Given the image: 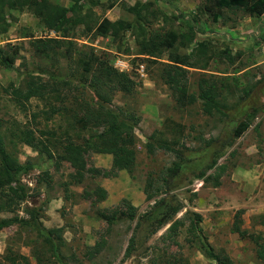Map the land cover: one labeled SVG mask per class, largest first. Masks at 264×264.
I'll use <instances>...</instances> for the list:
<instances>
[{"label": "rangeland", "instance_id": "374dc122", "mask_svg": "<svg viewBox=\"0 0 264 264\" xmlns=\"http://www.w3.org/2000/svg\"><path fill=\"white\" fill-rule=\"evenodd\" d=\"M51 1L66 7L72 4L70 0ZM103 2L110 4L108 0ZM138 2L152 3V11L159 10L164 13L159 20L150 17L151 23L146 27L148 32L163 27L165 16L169 19H172V16L183 19L182 16H185L188 19L198 18L201 29L199 33L202 31L206 33V35L200 34L198 40L204 41L208 37L212 40L214 53L204 57L209 61L208 70L191 69L188 75V83L193 87L194 92L198 93V80L205 76L217 82L222 94L228 97V106L236 108L237 105L243 104V110L247 108L248 112H252L253 108L259 110L244 136L238 139L229 149L228 155L219 162V165L226 169V173L219 180L220 187H214L213 182L208 184L204 180H194L192 171L187 172L182 182L183 186L171 194L178 196L177 199L183 205L182 211L174 221L182 220L185 226L180 228L176 237L170 231L174 221L155 235H149L146 228L141 233L140 229L136 230L138 231L136 250L130 259L123 261L139 218L109 228L107 222L97 218V211L113 212L120 207L128 210L125 206L127 202L138 209V214L141 215L155 206L158 200H148V192L145 189L147 180L150 181L149 178L154 180L177 158L175 154L163 150L158 153L153 152L155 140L152 141V136L162 131L166 132L165 127L170 125L169 131L174 130L176 127L174 123L181 124L186 138L182 139L180 150L204 155L211 161V156L204 152L207 142L199 139L204 135L209 141V138L219 134L220 130L213 129L218 121L210 120L201 111L200 114L195 115L185 114L184 110L177 107L173 90L164 82L168 75L161 73L159 68L152 67L146 61L147 57L141 55L135 37L131 33L125 35L120 33L115 38L112 35L107 39L92 34L84 43L78 36L67 40H72L78 50H89V45L92 44L97 55H104L103 57L115 70L120 73L128 72V75L137 82V89L133 95L115 91L111 86L101 87L97 92L87 90L93 102L98 96L97 93H101L111 102L110 106L116 113L121 114L125 120L128 119L125 116H129V121L135 125L134 134L139 141L134 147L139 164L136 166L137 179H133L126 169L117 170L110 174V177L103 175L113 171L114 155L86 151L84 153L89 158L90 167L98 168L102 175L94 181L87 179L82 184L73 185L71 176L75 171L71 165L63 163L60 169H57L54 160L50 161L45 156L39 155L35 149L21 146L19 161L22 164L35 166L22 178V181L33 188L32 196L37 195V197L29 198L16 213L0 212V221L14 217L27 219L28 216L24 212L27 206L43 208V224L46 228H65L63 235L66 242L63 252L65 258L62 263L215 264L201 251L199 244L195 243L198 239L189 233L190 218L193 217L192 213H196L202 217L200 228L204 232V237L217 253L226 252L234 264H264L257 257L255 243L251 239H241L233 232L236 220L239 219L243 221L242 230L254 233L255 238L259 236L264 238V226L255 223L256 217L264 215V92L255 89L252 96L238 100L245 95L242 93L245 86L258 85L259 82L264 81V15L258 19L242 12H234L230 14L231 19L226 23L213 24L206 15L199 13L201 0H159L158 2L119 0L111 10L104 12L97 8L96 19L133 22L134 17L128 9ZM10 17H14L13 21H17L13 22L7 34H0V48L10 50L21 46L22 50L13 71L0 69L1 115L19 123H27L31 119L33 124L35 122L32 116L35 115L43 131L57 130L60 136L67 127L63 116L57 115L52 121L46 120L43 112L48 108L44 102L36 99L27 103L29 111H22L18 101L16 99L13 101V97L7 93V88L13 83L17 88L20 87L23 84V75L26 73L32 74L39 81L52 82L58 79L61 83L63 78L69 77L76 70L77 66L62 63L64 68L61 70L54 67L52 62L36 58L32 48L33 39L27 37L55 39V34L44 29L40 20L28 12L15 13ZM10 20L12 21L11 18ZM172 23L177 29L183 27L182 20L173 18ZM171 26L172 24L169 23L166 27L169 29ZM211 32L214 33L208 36ZM80 34L81 31H78V35ZM120 46L129 53L120 50ZM55 53H59V50L57 49ZM229 57L235 59L234 63L228 59ZM79 73L80 71L76 72L77 77ZM263 85L260 84L258 87ZM195 110L196 108H193L191 112ZM102 131L103 129L98 130V132ZM79 136L76 140L80 145H84V139H89L86 131ZM150 140L153 146L151 145L149 149L146 144L150 143ZM232 152H236L234 157L230 155ZM216 170L209 172L208 176L210 174L216 176ZM45 171H50L53 179L49 188L46 183L39 185L41 173ZM67 185L69 192L66 191ZM98 185L108 192V200L93 206L92 202L86 201L83 196L87 190ZM67 196H71V199H67ZM161 198L164 196L158 199ZM171 235L175 238L176 245L169 241L168 237ZM35 239L34 233L20 228L19 225L0 231V264H8L5 262V256L10 250L16 255L20 253L26 256L31 264H37L33 256ZM99 241L105 243L108 248L97 258L89 259V251L97 246Z\"/></svg>", "mask_w": 264, "mask_h": 264}, {"label": "trees", "instance_id": "16d2710c", "mask_svg": "<svg viewBox=\"0 0 264 264\" xmlns=\"http://www.w3.org/2000/svg\"><path fill=\"white\" fill-rule=\"evenodd\" d=\"M60 1V0H59ZM72 4L66 7L53 3L51 0H0V34H7L12 25L15 13H30L39 19L44 29L53 31L57 39H33L32 48L34 56L42 60L52 62L54 67L63 69L62 63H71L76 70L69 77L52 82L39 81L32 74L23 75V84L16 87L15 83L7 88V93L18 101L22 111H29L27 103L32 99L42 101L48 110L44 111L46 120L52 121L53 118L63 116L66 122V130L59 136L57 130L43 131L42 125L37 121L35 115L27 123H19L10 120L0 111V212L16 213L21 209L32 196L33 188L22 181V178L35 168L31 164H22L19 161L21 146H27L35 149L39 155L45 156L50 161L54 160L57 169H60L63 163L71 165L74 169L72 184L79 185L88 180H96L100 177V170L94 166L90 167L89 158L86 157V151L99 154H113V171H106L103 175L109 176L117 170L126 169L133 179L136 178L137 160L134 147L139 142L135 137V125L116 113L110 106V101L104 98L102 94L97 93L95 101L89 97L87 90L96 91L105 86H111L115 91H121L127 95H133L137 89V82L127 73H120L113 68V65L105 57L96 54L94 48L89 50H78L70 38L86 37L92 34L97 37L109 38L122 33H131L136 40L141 55L147 57L146 61L152 67L159 68L161 73L168 75L165 79L167 84L173 90V96L176 99L177 107L184 110V113L200 114L207 116L210 120H217V125L213 129L220 130L217 135H212L209 141L202 135L199 140L206 141L207 147L204 150L211 156V161L204 155L194 154L191 151L180 150L181 141L185 137V131L182 125L174 123V130L170 126L165 127V131L152 136L154 142L153 152L165 151L176 155L177 160L168 168L161 171L154 180H147L145 189L148 192V200H155L157 203L148 212L138 214V209L127 203L123 207L116 208L111 212L97 211V218L107 222L109 228L115 227L124 221L133 222L139 218L135 227L134 235L130 239L129 246L125 252L124 262L133 256L137 246V232L146 228L149 235H155L157 232L174 221L175 217L182 211L183 205L177 199L178 196L171 195L174 191L180 190L182 182L187 172L192 171L194 180H204L208 184L219 188V180L226 173V169L219 165V162L228 155L238 139L242 138L256 119L257 108L252 112L244 105L239 104L236 108L228 106V97L224 96L216 81L202 76L198 80V93L193 91V87L188 83V75L191 69L206 71L209 68V61H206L208 55L214 53L212 40H198V36L206 35L201 32L198 18L188 19L182 16H172L169 19L165 16L163 27L148 32L146 28L150 23V17L155 20L164 16L162 11H152V3H136L130 7L129 13L134 17L133 22L121 20L112 22L107 18L102 21L96 19V9L100 8L104 12L113 9L119 0H108L110 4L104 3V0H70ZM158 2L159 0H154ZM199 13L206 15L213 24L226 23L231 19L230 14L242 12L243 14L261 18L264 15V0H201ZM12 19V21L10 20ZM174 19L182 20V28L174 27ZM172 24L168 29L166 27ZM78 31L81 34L78 35ZM201 34V35H200ZM27 38H32L28 36ZM32 41V40H30ZM3 50L0 48V69L13 71L14 64L21 54L22 47ZM120 46V50L129 53L128 50ZM59 53H55L56 50ZM108 59V57H107ZM234 63L235 59L228 58ZM150 66V67H151ZM160 66V67H159ZM80 71L79 77L76 72ZM22 77V76H21ZM264 81L257 85L245 86L242 97H250L255 89H261L264 92ZM232 86H230L231 88ZM103 90V89H102ZM199 101V102H198ZM196 108L195 112L191 109ZM21 110V109H20ZM242 110V111H241ZM240 111V112H239ZM28 116V115H27ZM10 120V121H9ZM37 121V122H36ZM167 125V124H166ZM208 125V123H206ZM103 129L102 132H98ZM212 129V130H213ZM87 132L89 139H84V145L77 143L76 138L82 133ZM168 136H171L170 138ZM146 144L150 149L152 142ZM152 145V146H153ZM232 157L236 152L230 154ZM226 167V166H225ZM216 170V176L208 173ZM50 171L41 173L39 185L46 183L51 186L53 179ZM37 189V188H36ZM69 192V185L66 186ZM38 193V192H37ZM158 199L159 197H163ZM83 198L91 201L93 206L104 203L108 200V192L100 185L92 187L86 191ZM71 199V196H67ZM193 199V198H192ZM125 203V202H124ZM44 209L36 207H26L24 212L28 218H7L0 221V231L19 225L36 235L33 241V256L37 264H69L62 263L64 257V247L66 246L64 231L65 228L48 229L43 224L42 215ZM190 218L189 233L193 235L196 244L204 254L215 264H234L227 256L226 252L217 253L216 250L207 242L204 232L200 228L202 217L192 213ZM241 220H236L233 232L238 234L241 239H251L257 247V257L264 263V238L259 236L255 238L254 233L248 230H242ZM255 223L264 226V215L258 216ZM111 226V227H110ZM185 226L182 220L174 221L171 232L176 237L181 227ZM67 229V228H66ZM172 235L168 237L174 245L177 244ZM149 240V239H148ZM164 240V239H163ZM108 248L102 241L97 242V246L92 247L88 253L89 259L97 258L100 253ZM5 262L8 264H31L29 258L18 253L17 255L9 251L5 256Z\"/></svg>", "mask_w": 264, "mask_h": 264}, {"label": "clouds", "instance_id": "9594fccd", "mask_svg": "<svg viewBox=\"0 0 264 264\" xmlns=\"http://www.w3.org/2000/svg\"><path fill=\"white\" fill-rule=\"evenodd\" d=\"M49 31V30H48ZM52 34H55L54 35V37H56L55 39H57V40H60V39H62V38H60V37H58L57 36V34L55 33V32H53V31H50ZM212 33V32H211ZM210 35V34H209ZM32 38L31 39H38V38H35V37H33V36H31ZM100 38V37H99ZM102 38V37H101ZM89 39V38H88ZM104 39H107V38H104ZM80 40H82L83 41V43H84V41L85 42H87V38L86 37H82ZM88 44V43H87ZM90 47H92L93 48V45L92 44H90L89 45ZM95 49V48H94ZM133 67V66H132ZM118 71V70H117ZM120 72V71H119ZM121 73H127V74H129L128 72H126V71H122Z\"/></svg>", "mask_w": 264, "mask_h": 264}]
</instances>
